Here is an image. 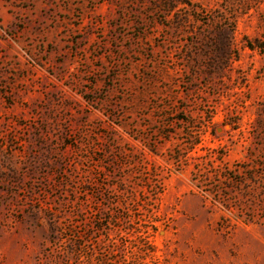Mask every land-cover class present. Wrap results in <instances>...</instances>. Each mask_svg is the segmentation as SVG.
Returning a JSON list of instances; mask_svg holds the SVG:
<instances>
[{
	"label": "rangeland",
	"instance_id": "rangeland-1",
	"mask_svg": "<svg viewBox=\"0 0 264 264\" xmlns=\"http://www.w3.org/2000/svg\"><path fill=\"white\" fill-rule=\"evenodd\" d=\"M0 264H264V0H0Z\"/></svg>",
	"mask_w": 264,
	"mask_h": 264
}]
</instances>
